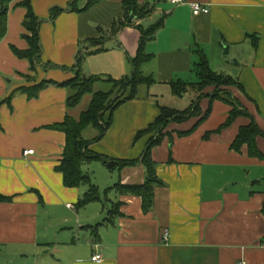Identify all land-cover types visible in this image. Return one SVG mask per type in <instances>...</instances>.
Instances as JSON below:
<instances>
[{
	"label": "crops",
	"instance_id": "obj_1",
	"mask_svg": "<svg viewBox=\"0 0 264 264\" xmlns=\"http://www.w3.org/2000/svg\"><path fill=\"white\" fill-rule=\"evenodd\" d=\"M89 1L32 0L42 21L43 52L35 70L13 52L29 48L27 10L16 2L10 6L0 41V264H264V159L251 157L247 146L232 150L251 119L241 116L222 128L231 106L201 99L202 114L211 108L210 115L198 126L199 117L171 122L151 150L162 182L154 189L151 211H143L142 198L116 188L145 184L141 162L112 169L98 160L83 164L100 200L81 207L89 188L65 185L58 167L66 134L53 126L67 117L78 120L93 95L70 107L68 88L50 85L35 98L25 92L43 81L67 82L80 69L97 79L94 93H107L111 88L96 90L97 83L130 78L141 31L161 24L144 46L149 60L141 71L149 83L106 113L111 124L102 138L97 140L94 126L88 137L89 128L83 132L89 149L111 161L140 160L154 133L139 139L137 134L156 122L161 108L185 111L198 98L191 87L175 94L173 84L198 83L195 67L202 55L213 72L242 86L231 92L264 134V0H138L151 11L132 24L123 0L87 8ZM190 3L210 11L194 15ZM55 8L63 12L51 21ZM131 93L128 89L121 101ZM86 96H91L87 110H78ZM186 96L193 98L190 105L183 102ZM256 145L264 154V135ZM96 254L101 263L92 261Z\"/></svg>",
	"mask_w": 264,
	"mask_h": 264
},
{
	"label": "trees",
	"instance_id": "obj_2",
	"mask_svg": "<svg viewBox=\"0 0 264 264\" xmlns=\"http://www.w3.org/2000/svg\"><path fill=\"white\" fill-rule=\"evenodd\" d=\"M102 0H90L87 8L90 6L99 3ZM16 2L15 7H23L27 10L24 27L27 31L24 34V39L28 42L29 48L25 51H20L16 48H13V52L19 58L27 59L31 63V67L35 70L36 65L39 63L42 56V45L40 37V25L42 21L36 16L32 8V0H0V41L5 38L8 28V13L12 3ZM124 10L126 16L129 19L131 15H134L135 18H144L150 13V9L147 5H140L138 0H123ZM63 12L60 8H55L51 10L50 20L53 21L56 17ZM125 26V24H123ZM161 27V24L154 26L148 31H141V42L139 47V52L137 57L133 60V74L130 78L122 81L112 82L118 85H127L131 87V95L124 99L119 100L111 109L110 114L114 111L121 103L126 100L134 99L136 96V91L139 85L144 83H149L141 71V67L144 63L149 60V57L144 52L145 44L152 40L156 32ZM81 58L77 60V67L80 68ZM196 74L198 76V83L195 84H173L174 93L177 95L185 94L189 87L195 89L196 91H203L208 87H219L220 85H229L236 86L240 89H243L240 84L235 81L232 77L217 74L213 72L209 66V63L204 55L201 57V62L195 67ZM97 82L95 78L85 77L81 70L77 71V77L71 79L64 83H55L50 81H43L39 85L25 89V92L28 93L30 98H35L38 96V93L44 88L50 85H58L60 87H65L70 89L73 92V95L69 99V106L76 107L80 104L83 97L88 94L93 95L92 102L87 111L83 112L78 120L67 117L65 122L60 125L53 126V129L60 130L66 134V146L63 155V160L61 165L58 167V171L64 175V183L67 187H80L88 186L89 190L80 201L79 206L83 207L93 201L100 200V194L98 188L92 183V180L89 175L83 173L82 166L85 163H88L93 160L101 161L108 168H113L115 166L125 167L129 165H134L136 163H142L147 169V180L145 184L140 186H123L117 185L116 188L121 194H129L142 198L143 202V211L148 213L153 208L154 204V189L157 185H161L162 182L157 178L156 174V163L151 157V150L153 147L161 144L164 131L171 122H183L192 117H199V121L196 126L203 122L211 113V108L203 115L200 108V101L203 95L198 97L194 104L185 111H177L169 108H161V114L157 118L156 122L149 126L145 131L139 132L136 139H139L145 135L154 133L153 137L150 139L147 149L140 160L137 161H124V160H115L111 161L105 156H100L93 153L89 147L91 142L86 141L83 138V132L94 126L99 131V137L102 138L107 132L110 124L111 117L106 124H101L103 117L109 111L105 102L109 98L107 93L96 92L94 93V84ZM108 97V98H107ZM211 101L221 100L226 104L230 105L232 110L229 114L227 122L222 126L225 128L232 124L238 117L244 116L251 119V123L243 127L240 130L236 140L232 144V150L236 152H241L244 146L248 147V152L251 157L257 159H264V154L258 149L256 145V139L259 136L264 134L260 130L259 126L248 112L237 99H228L219 95L210 94L206 96Z\"/></svg>",
	"mask_w": 264,
	"mask_h": 264
},
{
	"label": "rangeland",
	"instance_id": "obj_3",
	"mask_svg": "<svg viewBox=\"0 0 264 264\" xmlns=\"http://www.w3.org/2000/svg\"><path fill=\"white\" fill-rule=\"evenodd\" d=\"M75 77H77V74L75 75ZM233 87H236V86H229V85H220L219 87H208L206 89H204L203 91H197L198 92V95L201 96L203 92V95L202 97L206 98V96H209L210 94H213V95H219V96H222V97H226L228 99H236L234 96H233V93L231 92L232 88ZM98 89H101L103 91H108V89L111 88V90H109L107 92V95L109 96V98L107 99V101L105 102V106H107V110L109 109V111L107 113H110L112 107L119 101L121 100V98L124 97L125 95V92L129 89H131V87H128L126 84L124 85H118V84H111V83H106V82H98L97 83V86H96V90ZM238 88V87H236ZM212 92V93H211ZM198 96V97H199ZM90 99H91V96H86L85 99L83 100L82 104L80 105L79 109L78 110H87L88 106H89V103H90ZM193 98L189 97V96H186L184 97L183 99V102L184 103H188V105H190L191 103V100ZM198 99V98H197ZM196 99V100H197ZM203 99V98H202ZM240 103V102H239ZM241 104V103H240ZM111 107V109H110ZM108 115V114H107ZM108 121V118L106 116L103 117L102 119V122L101 124H106ZM89 132H93V128H89L86 132H85V136H89Z\"/></svg>",
	"mask_w": 264,
	"mask_h": 264
},
{
	"label": "built area",
	"instance_id": "obj_4",
	"mask_svg": "<svg viewBox=\"0 0 264 264\" xmlns=\"http://www.w3.org/2000/svg\"><path fill=\"white\" fill-rule=\"evenodd\" d=\"M171 1L173 3H175V4H184V3H186V0H171ZM190 7H191L192 12H193L194 15L207 14L210 11L207 7H204L202 4H199V3H190ZM33 154H34L33 150L25 152V156L33 155ZM169 237H170L169 231L168 230H164V232H163V241L164 242H168L169 241ZM92 261L96 262V263H101L103 261V258H102L101 255L96 254V255L93 256ZM237 264H247V263L242 261V262H239Z\"/></svg>",
	"mask_w": 264,
	"mask_h": 264
},
{
	"label": "water",
	"instance_id": "obj_5",
	"mask_svg": "<svg viewBox=\"0 0 264 264\" xmlns=\"http://www.w3.org/2000/svg\"><path fill=\"white\" fill-rule=\"evenodd\" d=\"M134 20H135V16L131 15L130 18L128 19V24H132Z\"/></svg>",
	"mask_w": 264,
	"mask_h": 264
}]
</instances>
